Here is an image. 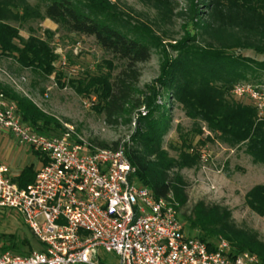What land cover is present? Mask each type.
Masks as SVG:
<instances>
[{
  "label": "trees",
  "instance_id": "1",
  "mask_svg": "<svg viewBox=\"0 0 264 264\" xmlns=\"http://www.w3.org/2000/svg\"><path fill=\"white\" fill-rule=\"evenodd\" d=\"M199 1L201 7L195 4L191 7L194 32L188 30L173 46L177 51L175 58L166 54L158 82L164 93L152 84L134 100L140 77L138 64L148 61L152 47L159 44L149 28L123 21L109 0H49L43 13L27 0H0V54L14 57L23 68L40 71L47 77L56 73L61 86L66 85L62 83V72L56 67L60 56L50 40L35 34L24 38L19 29L8 22L10 18L28 20L33 15L49 18L70 33L93 36L115 60L122 62L123 67L117 74L113 60H107L108 70L104 71L99 65L97 71L71 78L68 84L79 95L97 98V108L105 110L110 120L126 113V106L146 108L148 113L138 120L133 144L125 146V154L136 170L130 181L148 187L157 198L169 199L173 193L179 211L186 205L188 196L182 176L174 173L172 177L171 172L197 166L200 153L193 141L187 139H183L176 158L163 148L171 110L176 104L182 105L189 117L204 121L209 130L229 146L245 144V151L253 161L264 164V108L259 110L249 96L238 97L233 93L240 82L264 85V60L244 54L247 50L264 54V0ZM14 8L21 9L22 14L14 13ZM0 89L18 104L22 120L36 132L53 136L65 130L58 119L48 115L30 98L7 86L0 85ZM161 98L164 101L159 102ZM169 99L172 101L167 104ZM98 145L116 149L119 142H99ZM34 153L41 157L39 152ZM36 175L35 165H27L13 181L20 188H26L35 181ZM246 203L264 216V184L248 191ZM180 217L188 220L193 233L210 247L223 238L231 244L234 253H254L264 264V242L257 232L239 228L226 207L200 202L191 215ZM3 237L8 238L2 245L4 251L26 255L33 250L27 240L22 241L29 245V251L25 252L14 241L15 236Z\"/></svg>",
  "mask_w": 264,
  "mask_h": 264
},
{
  "label": "rangeland",
  "instance_id": "2",
  "mask_svg": "<svg viewBox=\"0 0 264 264\" xmlns=\"http://www.w3.org/2000/svg\"><path fill=\"white\" fill-rule=\"evenodd\" d=\"M116 6L119 16L131 25L147 27L159 43L152 47L148 61L139 63V81L135 86L134 100L147 92V86L155 84L159 90V78L166 54L171 58L177 56L173 48L181 41L188 30L193 27L191 7L193 4L201 7L199 0H109ZM35 10L44 12L49 0H27ZM13 12L22 14L21 9L14 8ZM8 22L17 27L24 38L38 35L50 40L51 46L60 58L56 62L57 71L63 75L62 83L58 82L54 73L50 77L40 71L23 68L14 57L0 54V85L7 86L15 92L33 100L48 115L58 119L64 131L67 125L76 132L74 139L81 143H88L91 149L100 148L98 143L129 147L136 135L138 120L142 107L126 106L127 112L108 119L107 112L97 108L98 99L82 96L68 84L69 79L84 76L87 72H95L100 65L104 71L108 70L105 61L113 60L117 74L123 67L122 62L115 60L113 55L105 51L93 36L70 33L49 18L31 16L28 20L12 19ZM51 36V38H49ZM199 40V38H198ZM203 45V42L200 43ZM245 55L264 60V54H257L252 50L244 51ZM247 87L248 82H240ZM253 88L264 93V85H254ZM164 93V90H162ZM233 94V93H232ZM264 98V97H263ZM164 99H159V102ZM172 99L167 100V104ZM141 113V112H140ZM169 129L164 136L163 148L172 157H178L183 139L192 140L200 153V161L193 168L174 169L185 183L184 189L188 196L186 205L180 208V214L189 216L195 205L200 202L208 206L221 205L232 213V220L242 229L257 232L264 242V216L258 215L246 203V195L255 185L264 184V164L255 163L246 153L245 144L231 147L216 137L199 118L189 117L182 105L176 104L171 110ZM203 141V144H200ZM40 156L25 144H20L8 132H0V165L10 169L14 178L27 165L34 164L36 171L40 165ZM41 166V165H40ZM170 199L177 203L173 193ZM178 205V203H177ZM187 231L191 233L189 222L183 219ZM198 231V230H197ZM195 231V232H197ZM3 236H15L14 241L20 248L28 252L29 245L22 244L23 240L30 242L33 250H38L36 237L24 223L23 217L14 209H0V244L8 242ZM101 251L106 261L117 263L118 257ZM18 254V253H17Z\"/></svg>",
  "mask_w": 264,
  "mask_h": 264
},
{
  "label": "built area",
  "instance_id": "3",
  "mask_svg": "<svg viewBox=\"0 0 264 264\" xmlns=\"http://www.w3.org/2000/svg\"><path fill=\"white\" fill-rule=\"evenodd\" d=\"M253 86L237 85L233 93L249 96L263 110L264 93ZM138 113L147 111L143 106ZM67 128L61 135L36 132L0 89V130L47 160L26 188L0 165V209L16 210L39 245L22 255L0 244V264H114L101 249L116 255V264H261L254 253H234L226 239L212 248L188 232L170 196L157 198L130 181L136 170L124 145L92 150Z\"/></svg>",
  "mask_w": 264,
  "mask_h": 264
},
{
  "label": "crops",
  "instance_id": "4",
  "mask_svg": "<svg viewBox=\"0 0 264 264\" xmlns=\"http://www.w3.org/2000/svg\"><path fill=\"white\" fill-rule=\"evenodd\" d=\"M0 132H5V131L0 130ZM8 133H9V132H8ZM32 150H33V149H32ZM40 158H41V157H40ZM39 163H40V165H42V163H43V158L40 159V162H39ZM1 165H4V164H1ZM40 165H39V167H40ZM20 171H21V170H20ZM19 173H20V172H19ZM19 173H18V174H19ZM18 174H17V175H18Z\"/></svg>",
  "mask_w": 264,
  "mask_h": 264
}]
</instances>
